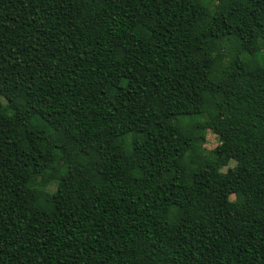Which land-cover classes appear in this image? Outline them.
<instances>
[{
	"label": "trees",
	"instance_id": "obj_1",
	"mask_svg": "<svg viewBox=\"0 0 264 264\" xmlns=\"http://www.w3.org/2000/svg\"><path fill=\"white\" fill-rule=\"evenodd\" d=\"M0 264H264V0H0Z\"/></svg>",
	"mask_w": 264,
	"mask_h": 264
},
{
	"label": "rangeland",
	"instance_id": "obj_2",
	"mask_svg": "<svg viewBox=\"0 0 264 264\" xmlns=\"http://www.w3.org/2000/svg\"><path fill=\"white\" fill-rule=\"evenodd\" d=\"M204 133L206 136V140L201 145H202V148L205 149V152H209L220 143V137H219V134L213 132L211 129H208V128L204 131ZM235 164L236 162L234 160H231L229 163V166H234ZM226 169L227 167L224 170ZM55 187H56V182L52 183L49 189L53 190ZM232 198H234L233 195H232Z\"/></svg>",
	"mask_w": 264,
	"mask_h": 264
}]
</instances>
